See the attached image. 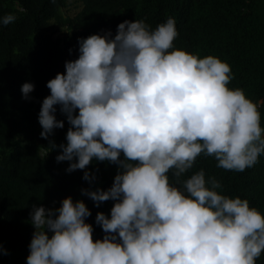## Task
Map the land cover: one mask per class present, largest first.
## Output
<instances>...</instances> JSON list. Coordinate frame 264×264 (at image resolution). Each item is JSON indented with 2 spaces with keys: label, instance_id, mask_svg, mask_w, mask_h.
Wrapping results in <instances>:
<instances>
[{
  "label": "clouds",
  "instance_id": "1",
  "mask_svg": "<svg viewBox=\"0 0 264 264\" xmlns=\"http://www.w3.org/2000/svg\"><path fill=\"white\" fill-rule=\"evenodd\" d=\"M178 35L173 18L155 30L124 21L114 37L80 38L78 58L48 81L41 138L65 127L57 106L70 125L66 143L50 141L61 150L57 162H69L68 173L83 170L90 185L93 161L118 171L106 191L81 189L97 207L114 202L110 216L96 215L103 239H94L83 200L34 205L27 264H256L264 252V215L247 199L219 194L222 185L203 169L180 179L201 154L225 170L253 167L264 153V128L257 105L228 86L230 65L173 50ZM34 90L30 82L21 88L25 99Z\"/></svg>",
  "mask_w": 264,
  "mask_h": 264
},
{
  "label": "trees",
  "instance_id": "2",
  "mask_svg": "<svg viewBox=\"0 0 264 264\" xmlns=\"http://www.w3.org/2000/svg\"><path fill=\"white\" fill-rule=\"evenodd\" d=\"M82 8L73 17H62L66 0H0V19L9 14L15 21L0 23V264H27L29 244L35 231L30 213L33 206L59 208L71 196L83 200L92 215L86 222L94 228V239L105 233L96 224L98 212L110 216L114 202L99 207L81 189L108 190L118 167L93 161L89 171L96 181L83 179V170L68 173L69 162L56 160L66 143L70 125L57 106V119L65 121L49 139H42L38 116L42 101L50 95L49 80L64 73L65 62L79 56V39L104 35L124 21H143L150 30L173 18L179 32L173 50H185L199 58L214 56L227 62L233 79L231 89H242L257 105L264 128V0H78ZM68 29L61 39L52 36L51 20ZM33 83L35 90L25 99L21 88ZM47 152L46 158L40 153ZM123 158V156H121ZM212 156L201 154L185 180L201 169L205 178H215L219 194L249 201L264 215V153L243 172L217 166ZM170 182L177 187L173 171ZM210 187V185H208ZM51 235V234H50ZM256 264H264V252Z\"/></svg>",
  "mask_w": 264,
  "mask_h": 264
},
{
  "label": "rangeland",
  "instance_id": "3",
  "mask_svg": "<svg viewBox=\"0 0 264 264\" xmlns=\"http://www.w3.org/2000/svg\"><path fill=\"white\" fill-rule=\"evenodd\" d=\"M82 8V3L78 0H66L64 6L61 9L62 17H73ZM52 23V36L54 38H63L67 33L68 29L65 25H62L60 21L54 19L51 20Z\"/></svg>",
  "mask_w": 264,
  "mask_h": 264
}]
</instances>
